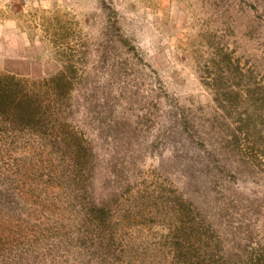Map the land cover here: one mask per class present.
Segmentation results:
<instances>
[{"label": "rangeland", "instance_id": "obj_1", "mask_svg": "<svg viewBox=\"0 0 264 264\" xmlns=\"http://www.w3.org/2000/svg\"><path fill=\"white\" fill-rule=\"evenodd\" d=\"M209 39L236 53L240 89L215 81ZM80 48L72 121L93 162L82 186L64 153L0 134V264H96L75 243L91 191L128 248L109 264H171L184 201L213 250L264 245V35L248 17L212 0H0V72L49 77Z\"/></svg>", "mask_w": 264, "mask_h": 264}, {"label": "trees", "instance_id": "obj_2", "mask_svg": "<svg viewBox=\"0 0 264 264\" xmlns=\"http://www.w3.org/2000/svg\"><path fill=\"white\" fill-rule=\"evenodd\" d=\"M212 3L224 7V14L226 6H230V9L233 6L236 13H243L248 17L250 35L259 32L264 35V0H245L246 5L241 0H212ZM114 21L120 43L132 47L131 42L121 33L117 20ZM207 41L206 44L213 53L215 81L224 83L227 80L231 87L240 89L243 78L247 75L243 73L239 60H235L236 53L226 51V48L217 46L210 39ZM60 54L62 68L49 77L32 79L11 71L0 72V134L2 137L23 133L37 136L48 147L69 157L68 163L72 167L75 181L79 179L83 186L86 170L93 162L94 149L72 118L75 108L74 93L82 79L79 69L84 66L82 58H85L86 51L80 48L73 53L63 51ZM210 78L206 77L204 81L209 88L212 84ZM226 96V99L216 97L220 105L225 104L224 100L233 101L232 95ZM179 117L180 114L177 113L174 118L178 121ZM187 123V117L184 116L178 124L184 127L183 125L188 126ZM72 180L74 181L73 177ZM90 200V205L78 208L76 225L79 230L76 235L73 233L76 248L92 250L96 264H109L116 259L117 262L121 261L128 248H123L118 241V224L112 220L110 207L93 199L92 191ZM184 203L187 215L193 214L195 218L187 226L181 227L180 237L172 239L170 244L173 251H169L172 255L171 264H264V245L259 242L254 243L250 251L242 253L239 250L235 252L230 247L224 248L220 243L217 247H221L213 250L211 243L207 240L205 242L201 227L197 226L200 223L197 219L198 207L193 203L190 205L188 201ZM72 241L74 243V238Z\"/></svg>", "mask_w": 264, "mask_h": 264}]
</instances>
